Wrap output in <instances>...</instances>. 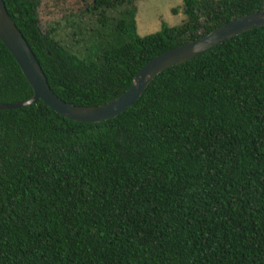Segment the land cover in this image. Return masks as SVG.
<instances>
[{"label": "trees", "instance_id": "obj_1", "mask_svg": "<svg viewBox=\"0 0 264 264\" xmlns=\"http://www.w3.org/2000/svg\"><path fill=\"white\" fill-rule=\"evenodd\" d=\"M53 95L95 107L153 57L264 0H180L137 36L140 0H79L62 41L42 0H2ZM173 13L177 10L173 9ZM74 35V36H75ZM32 91L0 41V105ZM0 264H264V26L158 74L116 117L0 111Z\"/></svg>", "mask_w": 264, "mask_h": 264}, {"label": "water", "instance_id": "obj_2", "mask_svg": "<svg viewBox=\"0 0 264 264\" xmlns=\"http://www.w3.org/2000/svg\"><path fill=\"white\" fill-rule=\"evenodd\" d=\"M263 26L264 9L225 22L147 61L135 73L128 89L117 98L99 106L81 107L64 103L53 95L38 62L0 0V41L15 60L32 91V96L27 100L1 104L0 111L24 108L40 101L54 113L73 122L87 124L109 120L132 106L153 78L162 71L191 60L241 33Z\"/></svg>", "mask_w": 264, "mask_h": 264}, {"label": "rangeland", "instance_id": "obj_3", "mask_svg": "<svg viewBox=\"0 0 264 264\" xmlns=\"http://www.w3.org/2000/svg\"><path fill=\"white\" fill-rule=\"evenodd\" d=\"M180 6V0L138 1L135 14L137 36L143 37L159 31L161 22L170 27L181 24L184 16L180 11ZM81 7L79 0H42L38 9L40 30L50 29L58 39L69 41L76 37L77 29L84 20H74V26L71 29L63 18ZM173 9L177 12L173 13Z\"/></svg>", "mask_w": 264, "mask_h": 264}]
</instances>
